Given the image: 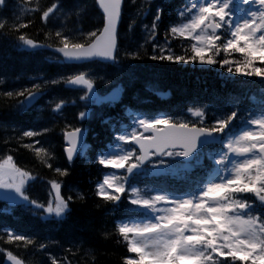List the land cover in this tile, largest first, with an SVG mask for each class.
Instances as JSON below:
<instances>
[{
    "label": "snow or ice",
    "instance_id": "obj_1",
    "mask_svg": "<svg viewBox=\"0 0 264 264\" xmlns=\"http://www.w3.org/2000/svg\"><path fill=\"white\" fill-rule=\"evenodd\" d=\"M131 3L138 4L135 16L143 19L153 0ZM124 8L125 0H21L11 8L0 0V35L12 36L14 46L26 51L52 48L59 54L57 61L75 66L51 79L39 74L29 85L0 88V99L20 114L37 107L49 86L62 84L81 93L46 102L50 126H13L12 134L0 140L6 145L0 152V199L22 206L41 222H64L72 205L86 198L83 191H63L74 159L89 161L83 122L91 117L93 106L120 101L124 78L134 81L135 73L125 61L147 57L215 67L233 83L258 81L259 102L246 104L244 97L228 94L222 102L188 106L181 115L122 105L126 119L109 116L102 121L111 138L91 158L103 166L91 195L98 198L97 207L103 203L120 210L110 229L101 232L123 246L119 264H264V0H183L165 24L163 40L158 32L164 7L155 5L150 24H141L142 37L134 48L122 47ZM5 9L9 15H4ZM90 9L96 10L99 26L85 30L76 22ZM28 14H39L45 28L50 22L59 26L40 29L42 40L33 38L23 31L34 23ZM135 23L132 19L127 32ZM98 82L108 86L103 95ZM5 83L0 77V86ZM145 88L166 94L151 82ZM81 102L76 122H68L65 108ZM139 102L146 103L147 97ZM57 127L68 166L58 164L55 145L46 139ZM25 138L30 142L24 143ZM12 142L29 150L37 166L52 174L45 182V200L30 196L29 188L38 178L36 166L19 164ZM142 177H152L151 186L138 187ZM46 241L0 225V256L5 258L0 264H35L36 255L47 256L49 264H73L67 254H79L75 264L84 258L95 264L94 249L85 246L84 238L64 248L66 255L60 258L52 255Z\"/></svg>",
    "mask_w": 264,
    "mask_h": 264
},
{
    "label": "trees",
    "instance_id": "obj_2",
    "mask_svg": "<svg viewBox=\"0 0 264 264\" xmlns=\"http://www.w3.org/2000/svg\"><path fill=\"white\" fill-rule=\"evenodd\" d=\"M21 0H6L9 8L19 5ZM51 0H41L42 4H48ZM91 4V0H85ZM183 0H153L148 7L151 9L149 14L143 19L135 16L138 4H132L131 0H125L123 21L120 26L122 34V47L134 48L140 42L142 37L141 24L148 25L152 19V13L155 11V5H162L164 12L160 24L158 35L163 40V30L165 24L174 18L175 8L182 4ZM139 3V0H138ZM8 9L4 10V15H9ZM28 18L34 19V23L28 28L23 29L30 36L36 39H43L40 29L47 31L48 28L59 26V22L53 25L51 22L45 28L39 20V14ZM62 19V18H61ZM132 19H136L133 31L127 32V26ZM99 17L95 9L88 10L82 18L77 20V25L82 26L85 30H90L92 26H99ZM69 28L73 27L72 23H67ZM127 33V38L124 35ZM178 44V42H177ZM15 40L12 36L5 37L0 35V77H4L6 83L0 88L4 90L20 88L34 82L32 77L43 74L44 79H51L58 74H66L74 70L73 65H65L57 61V56L49 50H37L28 52L24 49L15 47ZM175 46V45H174ZM150 55V53H149ZM125 64L131 65L135 73V79L132 82L125 81V91L120 102L114 105L93 106L91 117L83 122V127L89 129L87 140V154L89 161L77 157L70 166V175L65 178V193L69 189H76L86 193L83 202H77L72 205V212L69 217L62 223L41 222L38 216H33L31 212L26 211L19 205H8L0 199V225H8L15 230L24 234L37 235L38 239L47 238V243L51 245L50 251L53 256L60 258L66 253L63 251L69 244L80 242L81 238L86 240V247L94 249L93 255L96 256L95 264H119V258L124 254V248L117 242L115 237L104 238L101 232L110 229L113 219L120 215V210L112 209L110 205L101 203L96 206L97 199L91 195V190L96 180L102 178L103 166H98L92 162L91 158L96 149L101 148L111 138L109 126L102 121L111 116L113 118L121 116L122 105H131L134 108L155 109L157 111H168L176 115H181L183 110L188 106H202L203 104L222 102L228 94L240 95L245 98L246 104H256L260 99V84L257 81L253 84L233 83L220 74V70L215 67L201 68L198 65L176 64L169 62L153 61L147 57H142L136 61H125ZM95 71L103 74L101 68L96 67ZM111 75V73H109ZM19 77V79H16ZM147 82L153 83L165 95H155L145 88ZM98 89L101 93L106 92L107 85L98 82ZM79 94L69 91L62 84L58 86H49L45 95L38 102V106L31 111L17 114L8 104L0 99V140L12 134V127L23 129L28 126H50V111L46 102L53 98H76ZM147 97L146 103H140L142 98ZM256 97V100L250 99ZM82 102L77 105H69L64 110V117L68 122H76L78 111L82 110ZM122 119H126L121 116ZM33 120L36 124L33 125ZM63 124V120L60 121ZM18 134V133H17ZM53 145L55 151L60 157L58 164L68 166L62 154V137L59 127L53 130L46 137ZM24 143L30 142L27 138ZM44 143V140L41 141ZM17 151L12 153L17 162L21 165L35 167L38 178L35 183L31 184L29 194L32 198L45 200L47 196L46 180L53 178L49 170L37 166L30 151L18 146L15 142L10 145ZM6 145L0 143V152L5 150ZM209 162L205 159V164ZM196 171H199L197 169ZM152 177H142L138 182V187L145 184L151 186ZM123 199V198H122ZM8 205V206H7ZM123 206H121L122 209ZM99 230V231H98ZM68 259L75 261L80 259L79 254L74 258L67 254ZM35 264H49L47 256L36 255L33 257ZM0 260H4L0 256ZM81 264H91L89 258L81 260Z\"/></svg>",
    "mask_w": 264,
    "mask_h": 264
},
{
    "label": "water",
    "instance_id": "obj_3",
    "mask_svg": "<svg viewBox=\"0 0 264 264\" xmlns=\"http://www.w3.org/2000/svg\"><path fill=\"white\" fill-rule=\"evenodd\" d=\"M38 50H50V51H53V52H55V50L54 49H52V48H42V49H38ZM28 52H31L32 50H27ZM35 51H37V50H35ZM56 54H58V53H56ZM59 55V54H58ZM122 99V98H121ZM120 99V100H121ZM88 134H89V130L88 129H86V132H85V143H86V140H87V137H88ZM76 159V158H75ZM74 159V160H75ZM5 259V258H4Z\"/></svg>",
    "mask_w": 264,
    "mask_h": 264
},
{
    "label": "rangeland",
    "instance_id": "obj_4",
    "mask_svg": "<svg viewBox=\"0 0 264 264\" xmlns=\"http://www.w3.org/2000/svg\"><path fill=\"white\" fill-rule=\"evenodd\" d=\"M120 171L122 172V170H120ZM2 200H4V199H2ZM4 201H5L8 205H10L8 201H6V200H4ZM8 205H7V206H8Z\"/></svg>",
    "mask_w": 264,
    "mask_h": 264
}]
</instances>
